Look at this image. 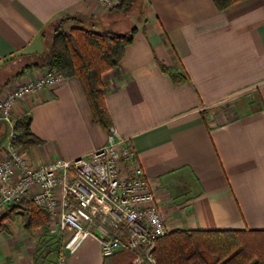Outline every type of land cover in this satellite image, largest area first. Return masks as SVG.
<instances>
[{
	"label": "crops",
	"instance_id": "crops-1",
	"mask_svg": "<svg viewBox=\"0 0 264 264\" xmlns=\"http://www.w3.org/2000/svg\"><path fill=\"white\" fill-rule=\"evenodd\" d=\"M112 1L0 0V92L45 72L24 68L46 51L48 31L64 17L95 32L136 30L119 67L103 75L105 103L112 127L155 182L171 233L264 230V0L225 11L214 0H134L127 13L116 10L122 0ZM138 3L141 18L125 24ZM162 65L188 82L176 85ZM26 115L41 140L24 148L35 166L108 142L75 77L22 100L14 118ZM18 206L0 229V264H58L37 249L36 238L45 232L49 244L52 229L27 232L26 205ZM104 261L99 242L87 238L66 264Z\"/></svg>",
	"mask_w": 264,
	"mask_h": 264
},
{
	"label": "built area",
	"instance_id": "built-area-1",
	"mask_svg": "<svg viewBox=\"0 0 264 264\" xmlns=\"http://www.w3.org/2000/svg\"><path fill=\"white\" fill-rule=\"evenodd\" d=\"M91 1L114 6L112 0ZM66 80L62 73L47 69L38 79L0 92V133L5 135L0 144V221L11 206L28 200L49 211L68 255L83 240L94 238L105 259L128 252L134 256L133 264H157L156 243L171 231L158 207L155 182L146 176L128 139L112 127L105 146L83 157L40 166L32 165L26 150L15 144L17 105ZM60 262L66 264L67 259Z\"/></svg>",
	"mask_w": 264,
	"mask_h": 264
},
{
	"label": "trees",
	"instance_id": "trees-1",
	"mask_svg": "<svg viewBox=\"0 0 264 264\" xmlns=\"http://www.w3.org/2000/svg\"><path fill=\"white\" fill-rule=\"evenodd\" d=\"M134 0H122L117 11L129 12ZM243 0H214L220 11H225ZM73 26L66 29L67 25ZM54 31L47 38L46 51L32 56L27 70H56L67 79L77 78L88 98L94 121L109 132L112 122L105 97L107 87L103 75L119 67L126 48L133 41L136 30L130 34L114 31L95 32L80 25L73 17H64L52 25ZM176 85L188 82L186 76L162 65ZM15 144L25 149L39 145L41 140L31 132V117L26 115L16 120ZM26 205L24 227L30 234L41 228H49V211L30 201ZM18 205H13L0 221L15 217ZM153 255L157 264H264V230L245 231H176L160 239ZM134 256L123 252L105 259L103 264H133Z\"/></svg>",
	"mask_w": 264,
	"mask_h": 264
},
{
	"label": "rangeland",
	"instance_id": "rangeland-1",
	"mask_svg": "<svg viewBox=\"0 0 264 264\" xmlns=\"http://www.w3.org/2000/svg\"><path fill=\"white\" fill-rule=\"evenodd\" d=\"M123 13H125V12H123ZM141 14H142L141 3H138L137 7L134 8V10L130 14L124 15L125 16V22H126L125 24H129L132 21H135L138 17L141 18ZM53 31H54L53 28L48 31V38L52 36ZM3 90L4 89L2 88L1 92ZM5 144L6 143H3V146H5ZM24 201H28V200H24ZM49 228L52 229V230L49 229L50 230L49 234H51V236L49 237V241H48L49 244L46 243L45 240H47L46 238H48V237H44L46 235V233L43 232L41 236L39 235L36 238V241H38L37 249L42 247L40 249V251H42L41 253H45V255H46L45 259H48L47 262L53 261L55 263L61 264L60 259H62V258L67 259V256H68V252H66L64 249L65 248V240L63 239L64 237L60 236V230L56 225L51 224L49 226ZM36 231L37 230H35L34 232H36ZM38 255H39V253H38ZM52 258H54V259H52Z\"/></svg>",
	"mask_w": 264,
	"mask_h": 264
},
{
	"label": "water",
	"instance_id": "water-1",
	"mask_svg": "<svg viewBox=\"0 0 264 264\" xmlns=\"http://www.w3.org/2000/svg\"><path fill=\"white\" fill-rule=\"evenodd\" d=\"M2 121H0V127L2 126ZM5 135L0 139V144L4 141ZM96 236L101 237V234L99 232H95Z\"/></svg>",
	"mask_w": 264,
	"mask_h": 264
},
{
	"label": "flooded vegetation",
	"instance_id": "flooded-vegetation-1",
	"mask_svg": "<svg viewBox=\"0 0 264 264\" xmlns=\"http://www.w3.org/2000/svg\"><path fill=\"white\" fill-rule=\"evenodd\" d=\"M3 137V135L0 133V139Z\"/></svg>",
	"mask_w": 264,
	"mask_h": 264
}]
</instances>
